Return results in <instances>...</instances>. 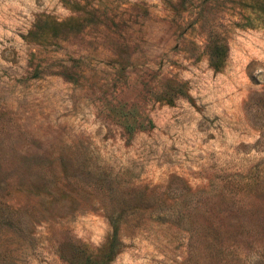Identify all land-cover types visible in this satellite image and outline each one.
Segmentation results:
<instances>
[{
	"label": "rangeland",
	"instance_id": "374dc122",
	"mask_svg": "<svg viewBox=\"0 0 264 264\" xmlns=\"http://www.w3.org/2000/svg\"><path fill=\"white\" fill-rule=\"evenodd\" d=\"M92 263L264 264V0H0V264Z\"/></svg>",
	"mask_w": 264,
	"mask_h": 264
},
{
	"label": "trees",
	"instance_id": "16d2710c",
	"mask_svg": "<svg viewBox=\"0 0 264 264\" xmlns=\"http://www.w3.org/2000/svg\"><path fill=\"white\" fill-rule=\"evenodd\" d=\"M56 28V22L51 19H47L45 17L43 18H37L35 23L33 24V28L28 31L30 36H36L43 33L54 35V29ZM210 51L208 52L209 59L211 61V64L214 67L219 66L222 56H223V45L222 43H212L211 42ZM90 261V259L87 260V262ZM93 264V263H92Z\"/></svg>",
	"mask_w": 264,
	"mask_h": 264
}]
</instances>
